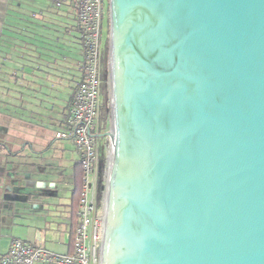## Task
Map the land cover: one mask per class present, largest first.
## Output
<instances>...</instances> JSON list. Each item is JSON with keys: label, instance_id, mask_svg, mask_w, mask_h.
<instances>
[{"label": "water", "instance_id": "obj_1", "mask_svg": "<svg viewBox=\"0 0 264 264\" xmlns=\"http://www.w3.org/2000/svg\"><path fill=\"white\" fill-rule=\"evenodd\" d=\"M107 3L100 264H264V0Z\"/></svg>", "mask_w": 264, "mask_h": 264}, {"label": "crops", "instance_id": "obj_2", "mask_svg": "<svg viewBox=\"0 0 264 264\" xmlns=\"http://www.w3.org/2000/svg\"><path fill=\"white\" fill-rule=\"evenodd\" d=\"M81 61L74 9L57 10L53 0H0V254L13 239L58 255L71 251L79 158L67 140L55 144L54 133L67 116ZM49 97L52 109L35 107Z\"/></svg>", "mask_w": 264, "mask_h": 264}, {"label": "built area", "instance_id": "obj_3", "mask_svg": "<svg viewBox=\"0 0 264 264\" xmlns=\"http://www.w3.org/2000/svg\"><path fill=\"white\" fill-rule=\"evenodd\" d=\"M53 4L57 10L65 6L74 9L82 45L79 81L67 116L61 122L62 128L54 133L57 140L72 141L78 153L83 179L77 225L68 254L58 255L13 239L8 251L0 254V264H100L108 169L104 167L101 189L98 190L96 135L102 103V79L106 77L103 35L107 0H53ZM107 142L109 148L108 139Z\"/></svg>", "mask_w": 264, "mask_h": 264}, {"label": "rangeland", "instance_id": "obj_4", "mask_svg": "<svg viewBox=\"0 0 264 264\" xmlns=\"http://www.w3.org/2000/svg\"><path fill=\"white\" fill-rule=\"evenodd\" d=\"M108 31H109V24H108V3H107L106 9H105V16H104V35H103V50L105 52V55H106V51H107V56H108ZM30 35H32V34H30ZM27 38H30V37H27ZM104 58H105V56H104ZM106 66H107L106 67V77L104 79H102V82H103L102 103L100 105L99 119H98V126H99L100 131L103 134L108 133L111 130V96H110V86H109V81H108V64ZM79 77H80V73H79ZM49 81L52 82L51 84H49L50 85L49 89L53 94V92H54L53 90H56V89H55V86H53L52 84H55V83L53 82V80H49ZM49 89H47V90H49ZM43 101L44 102L40 103V104L36 103L35 107H37V109H38V105H39L40 110H42L43 108L44 109H52L53 108V106L51 104L52 101H51L50 97L45 98ZM64 120H65V118H64ZM62 123L57 129H55L56 131L60 130L62 128ZM105 139L104 138H98V140H97L98 145H99V149H98L99 160H98V165H97L98 180H100L102 178L103 168L106 167L108 169L109 148L107 145L108 153H107L106 158H105V152H104L103 144H104V141L105 142L107 141V138H105ZM61 141L65 142V140H56L55 144H59ZM66 145L68 147H70L71 150L75 149V148H72L74 145H73L72 141H70V140H67ZM75 152H76V150H75Z\"/></svg>", "mask_w": 264, "mask_h": 264}, {"label": "trees", "instance_id": "obj_5", "mask_svg": "<svg viewBox=\"0 0 264 264\" xmlns=\"http://www.w3.org/2000/svg\"><path fill=\"white\" fill-rule=\"evenodd\" d=\"M108 64V56H107V51L105 55V64H104V69H105V74H106V65ZM82 179H83V174L80 165L77 166V169L75 170V175H74V189L72 191L71 195V223H72V230L76 227L77 225V212L79 209V200L81 197V192H82Z\"/></svg>", "mask_w": 264, "mask_h": 264}]
</instances>
